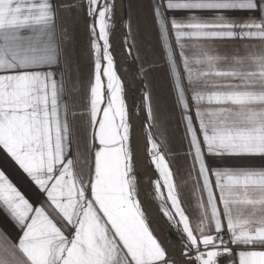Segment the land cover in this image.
I'll return each instance as SVG.
<instances>
[{
	"label": "snow or ice",
	"instance_id": "1",
	"mask_svg": "<svg viewBox=\"0 0 264 264\" xmlns=\"http://www.w3.org/2000/svg\"><path fill=\"white\" fill-rule=\"evenodd\" d=\"M117 13V0H0V214L17 232L0 230V264H264V166L222 159H264V0H150L151 51L131 17L117 42ZM118 57L140 65L139 132Z\"/></svg>",
	"mask_w": 264,
	"mask_h": 264
},
{
	"label": "crops",
	"instance_id": "2",
	"mask_svg": "<svg viewBox=\"0 0 264 264\" xmlns=\"http://www.w3.org/2000/svg\"><path fill=\"white\" fill-rule=\"evenodd\" d=\"M150 3V0H123V7H124V21H123V37L127 33V29L124 27V23L127 22V19L129 17L132 18L134 26L136 22L138 21L140 24V38L142 40H147L149 43L146 44V47L151 51L152 47L155 45V35H146L145 33V26H146V16H147V8L148 4ZM118 18V15H117ZM75 27H76V48L79 51V63L80 67L83 70L84 75H87L88 72V30L86 26V20L83 17H79L75 21ZM149 59H156L154 57H149ZM129 60L134 64L136 72L139 71V63L135 61L133 58L129 57ZM161 66L157 60L156 63L152 66V76L151 80L154 86L155 92L162 98L163 102H166V85L163 81V75L160 70ZM141 83L143 81L140 79ZM130 107V105H129ZM143 110V106H142ZM143 118L145 119V113L143 111ZM180 132H177L175 136L173 137L171 143H170V153L169 158L170 159H180L182 160V153L184 149L186 148V145L181 143L180 139ZM223 161H226L230 165H254V166H264V159L260 157H244V158H236V157H225L222 158ZM219 160V158H218ZM5 162V158L2 153H0V166H3ZM12 178L15 182L18 183V186L21 187L22 191L25 192V194L32 199L33 194L30 190L29 186L25 183L24 178L22 174H16L15 172L11 173ZM139 178V176H138ZM163 219V218H162ZM164 224L167 229L170 228V230L175 234L177 237L176 242H178L179 234L173 230L166 221H164ZM0 230L5 231L10 238H15L17 236V232L11 224L6 220V218L0 214Z\"/></svg>",
	"mask_w": 264,
	"mask_h": 264
},
{
	"label": "bare ground",
	"instance_id": "3",
	"mask_svg": "<svg viewBox=\"0 0 264 264\" xmlns=\"http://www.w3.org/2000/svg\"><path fill=\"white\" fill-rule=\"evenodd\" d=\"M117 5H118V21L121 22L120 27H119V31L116 33V39L117 42L119 44L123 43V21H124V7H123V0H117ZM121 51H123V49H121ZM118 59L121 60V64L123 65L122 69H121V74L125 76V79L128 81L129 83V105L132 108L133 107V113L135 114L133 116V121L134 124L136 125V129L139 132V130L141 129L142 126V115H141V110H140V94L142 93L141 91V87L140 85V79L139 77L136 75V69L134 64H131L128 59L127 60H123L121 58L118 57ZM135 77V78H134ZM139 84V85H138ZM142 141H143V137H141ZM138 173H139V183L141 181V179L143 180V188L145 190L149 189L150 186V180L153 176L152 171L150 170V167L148 166V164L145 162V160L143 158H141L140 161V166L137 169ZM154 215H156V213H154ZM160 225L161 227L164 229V232L167 234L168 229L166 228L162 217L160 218ZM167 238L172 242V243H177L175 240H171L168 237L167 234Z\"/></svg>",
	"mask_w": 264,
	"mask_h": 264
},
{
	"label": "rangeland",
	"instance_id": "4",
	"mask_svg": "<svg viewBox=\"0 0 264 264\" xmlns=\"http://www.w3.org/2000/svg\"><path fill=\"white\" fill-rule=\"evenodd\" d=\"M118 14V13H117ZM124 38V37H123ZM128 61H129V58H128ZM131 64H133L131 61H129ZM140 79V78H139ZM139 85V84H138ZM140 87H141V91H142V83H141V81H140V85H139ZM140 110H141V115H142V119H143V121H144V118H143V110H142V104H141V99H142V93L140 94ZM142 124V126H143V122L141 123ZM142 126H141V128H142ZM149 166V165H148ZM150 167V166H149ZM151 170V169H150ZM152 171V170H151ZM152 174L154 175V173L152 172ZM139 178H138V184H139ZM170 229V228H169Z\"/></svg>",
	"mask_w": 264,
	"mask_h": 264
},
{
	"label": "water",
	"instance_id": "5",
	"mask_svg": "<svg viewBox=\"0 0 264 264\" xmlns=\"http://www.w3.org/2000/svg\"><path fill=\"white\" fill-rule=\"evenodd\" d=\"M119 22V21H118ZM121 24V22H119V25ZM130 110L133 112V107L131 108L130 107ZM167 234H168V237L171 239V240H177V237L175 236V234L170 230V229H168V232H167Z\"/></svg>",
	"mask_w": 264,
	"mask_h": 264
}]
</instances>
